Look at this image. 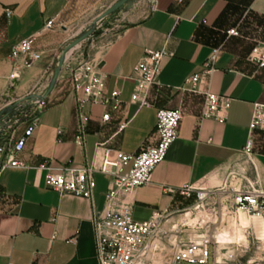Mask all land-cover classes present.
<instances>
[{"label":"crops","instance_id":"obj_1","mask_svg":"<svg viewBox=\"0 0 264 264\" xmlns=\"http://www.w3.org/2000/svg\"><path fill=\"white\" fill-rule=\"evenodd\" d=\"M102 1L0 0V93L7 87L11 49L19 39L37 34L47 19L55 17V28L38 38L42 59L20 78L17 93L23 95L57 64L71 39L58 26L77 20ZM8 9L11 16L6 14ZM231 28H237L239 35H228ZM215 47L221 48L215 71L198 84V92L186 89L190 88L186 79L204 72ZM146 49L166 50L170 55L161 63V86L153 85L147 92L152 105L141 107L131 100L135 88L131 75ZM261 51L264 0H156L144 17L122 23L113 39L94 55L106 76V93L120 90L122 104L117 111L101 104L89 106L83 147L74 141L79 122L77 94L63 66L40 124L21 154L29 167L0 173V264H98L92 216L104 207L110 177L94 173L96 187L89 200L47 187V170L39 165L47 161L54 172L84 168L97 160L99 143L115 151L138 153L156 142V114L161 108H179L183 119L178 139L154 169L151 182L119 193L118 202L129 204L135 219L160 213L168 216L165 223L174 221L175 214L194 203L193 197L179 192L184 186L218 188L222 203L231 201L234 186L252 184L264 189V129L254 133L253 153L248 157L244 152L253 104H264V68L248 57ZM207 91L232 99L226 122L201 118ZM106 112L111 119L105 122ZM166 186L176 191L167 194ZM232 214L236 215L234 226L218 234L212 231L224 244L221 247L236 245L241 239L238 225L249 224L243 213ZM260 231L264 234L263 224Z\"/></svg>","mask_w":264,"mask_h":264},{"label":"built area","instance_id":"obj_2","mask_svg":"<svg viewBox=\"0 0 264 264\" xmlns=\"http://www.w3.org/2000/svg\"><path fill=\"white\" fill-rule=\"evenodd\" d=\"M155 3L156 0H151V8ZM6 14L11 16L12 11L8 9ZM55 25V17L47 19L40 32L19 39L11 49L12 71L8 77L7 87L0 93V173L7 168L29 167L22 161L21 154L38 128L47 107L49 89L57 64L50 66L28 93L19 95L17 88L23 72L42 59L43 51L37 48L38 38L43 33L53 30ZM227 34L238 36L239 32L237 28H231ZM81 47L82 43H79L62 54L63 66L69 70L73 90L77 94L79 122L74 141L83 147L90 120L89 106L101 104L105 108L111 107L117 111L122 100L118 89H114L109 95L106 93V76L94 57H85L82 54L77 57V63L71 65L70 58ZM70 50L72 52L67 57ZM220 54V47L212 49L204 72L187 78L185 84L190 85V88L186 89L199 91L198 84L215 71V63ZM166 55H170L166 50L146 49L144 56L135 64L131 75L135 82L132 102L138 103L141 107L152 105L147 92L153 85L161 86L159 81L161 63ZM248 59L258 67L264 68V51L253 52ZM231 102L230 97L205 92V106L201 118L213 119L219 123L226 122ZM102 119L105 122L109 121L111 113H104ZM182 119L183 111L179 108L159 109L155 126L157 140L144 146L138 153L115 151L99 143L97 160L84 168L67 167L60 172H54L47 161L39 165V168L47 170L45 176L47 187L62 194L70 193L89 200L93 199L96 187L94 173L99 172L110 177L104 207L101 210H94L92 216L98 264H151L152 255L167 234L163 230V224L168 216L155 213L146 220H137L133 216L131 206L119 203L118 196L122 191L130 192L151 182L154 169L166 159L171 146L178 139ZM123 127L124 125L120 126ZM262 129L264 104L254 103L244 150L248 157L253 153L254 133ZM175 191L174 188L164 187L167 194ZM179 192L186 198H194L191 207L180 211L185 215L192 208L198 210L209 204H222L221 190L218 188L189 185L180 188ZM230 194L231 201H228L227 206L237 213L243 210L251 217L264 221V189L252 184L240 185L232 187ZM221 245L224 244L218 241L209 228L205 234L198 237V240L176 247L168 264H242L239 256L242 255L241 251H245L241 245L232 244L231 248ZM221 251L223 253L220 256Z\"/></svg>","mask_w":264,"mask_h":264},{"label":"rangeland","instance_id":"obj_3","mask_svg":"<svg viewBox=\"0 0 264 264\" xmlns=\"http://www.w3.org/2000/svg\"><path fill=\"white\" fill-rule=\"evenodd\" d=\"M120 2L123 3L107 14L112 6ZM150 8L151 0H103L96 8L83 12L77 20L58 26L59 29H62L63 26V29L72 35L62 51H66L70 44L81 39L82 47L70 58L71 65L74 66L77 63V57L82 54L85 57L93 58L113 39L122 23L141 19L149 12ZM227 205L228 202L217 205L209 204L198 210L192 208L188 211V217H185L184 212L175 214L174 221L163 224V230L167 234L152 255L151 264H168L176 247L196 240V236L205 234L209 228L211 232L214 230L218 234L225 228L234 226L236 215L232 214L234 210ZM241 213L250 221L246 227L238 225L241 239L235 243L240 244L245 251H241L242 255L239 256V259L242 264H247V262L264 264V234L261 235L260 231L264 221L250 218L243 210L238 212L239 215ZM222 253L223 251L220 256Z\"/></svg>","mask_w":264,"mask_h":264},{"label":"water","instance_id":"obj_4","mask_svg":"<svg viewBox=\"0 0 264 264\" xmlns=\"http://www.w3.org/2000/svg\"><path fill=\"white\" fill-rule=\"evenodd\" d=\"M121 3L115 5V6H112L108 11H107V14L111 13L113 10H115ZM106 14V15H107ZM81 43V39L79 40H76L75 42H73L72 44H70L67 48H73L74 46H76L77 44ZM65 52V51H64ZM64 55V54H63ZM63 55H61V58L60 60L57 62V66H56V69H55V73H54V77H53V80L51 82V86H50V89H49V93L52 91L53 87H54V84L58 78V74H59V71L61 70L62 66H63Z\"/></svg>","mask_w":264,"mask_h":264},{"label":"bare ground","instance_id":"obj_5","mask_svg":"<svg viewBox=\"0 0 264 264\" xmlns=\"http://www.w3.org/2000/svg\"><path fill=\"white\" fill-rule=\"evenodd\" d=\"M71 52H72V50H70V51L67 53V57L70 56ZM188 216H189V213H187V214L185 215V217H188ZM263 226H264V223H263ZM239 236H240V235H239ZM196 240H198V238H196Z\"/></svg>","mask_w":264,"mask_h":264}]
</instances>
